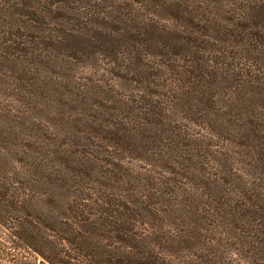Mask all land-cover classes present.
<instances>
[{
  "label": "rangeland",
  "instance_id": "1",
  "mask_svg": "<svg viewBox=\"0 0 264 264\" xmlns=\"http://www.w3.org/2000/svg\"><path fill=\"white\" fill-rule=\"evenodd\" d=\"M55 177L208 215L214 264H264V0H0V219Z\"/></svg>",
  "mask_w": 264,
  "mask_h": 264
},
{
  "label": "trees",
  "instance_id": "2",
  "mask_svg": "<svg viewBox=\"0 0 264 264\" xmlns=\"http://www.w3.org/2000/svg\"><path fill=\"white\" fill-rule=\"evenodd\" d=\"M55 179L53 205L49 197L43 206L18 193L9 196L20 216L0 219L8 231L7 244L0 246L4 264H214L207 249L212 240L206 247L198 225L208 215L182 209L171 222L169 209L160 213L166 220L159 218L154 193L63 195Z\"/></svg>",
  "mask_w": 264,
  "mask_h": 264
}]
</instances>
